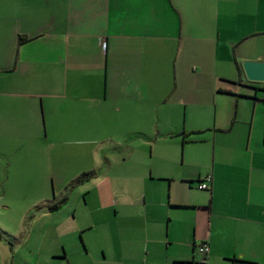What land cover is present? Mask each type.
I'll return each instance as SVG.
<instances>
[{
	"label": "crops",
	"instance_id": "0c3cea01",
	"mask_svg": "<svg viewBox=\"0 0 264 264\" xmlns=\"http://www.w3.org/2000/svg\"><path fill=\"white\" fill-rule=\"evenodd\" d=\"M244 60L264 0H0V264H264Z\"/></svg>",
	"mask_w": 264,
	"mask_h": 264
},
{
	"label": "water",
	"instance_id": "95a60500",
	"mask_svg": "<svg viewBox=\"0 0 264 264\" xmlns=\"http://www.w3.org/2000/svg\"><path fill=\"white\" fill-rule=\"evenodd\" d=\"M241 64L247 80L252 82H264V61L244 60Z\"/></svg>",
	"mask_w": 264,
	"mask_h": 264
},
{
	"label": "built area",
	"instance_id": "2783aa9c",
	"mask_svg": "<svg viewBox=\"0 0 264 264\" xmlns=\"http://www.w3.org/2000/svg\"><path fill=\"white\" fill-rule=\"evenodd\" d=\"M262 87L264 88V82L262 83ZM209 179H210V175L209 174H206L203 177V179L200 182L197 183V187L199 189H205V188H207V185H208L207 184V181ZM195 250L197 252H201L203 254H206L208 252V250H209V246H208V244L206 242H202V243L196 245Z\"/></svg>",
	"mask_w": 264,
	"mask_h": 264
},
{
	"label": "rangeland",
	"instance_id": "374dc122",
	"mask_svg": "<svg viewBox=\"0 0 264 264\" xmlns=\"http://www.w3.org/2000/svg\"><path fill=\"white\" fill-rule=\"evenodd\" d=\"M4 187L2 188V190H0L3 194H4V197H8L11 195V193L14 191L11 186L9 185V183H6L5 185H3ZM16 192L12 193V195H15ZM27 219V218H26ZM28 220V219H27ZM27 221L25 220L24 222V226L23 224L20 226V228H24V227H27ZM7 235V234H6ZM23 245H26V242H23L22 243Z\"/></svg>",
	"mask_w": 264,
	"mask_h": 264
},
{
	"label": "trees",
	"instance_id": "16d2710c",
	"mask_svg": "<svg viewBox=\"0 0 264 264\" xmlns=\"http://www.w3.org/2000/svg\"><path fill=\"white\" fill-rule=\"evenodd\" d=\"M92 175V172H82L79 175H77L73 180H72V185L76 183H80L86 179H88Z\"/></svg>",
	"mask_w": 264,
	"mask_h": 264
}]
</instances>
